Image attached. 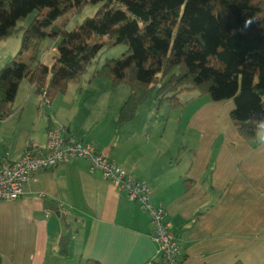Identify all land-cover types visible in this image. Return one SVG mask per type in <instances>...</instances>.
Returning <instances> with one entry per match:
<instances>
[{"label":"crops","instance_id":"0c3cea01","mask_svg":"<svg viewBox=\"0 0 264 264\" xmlns=\"http://www.w3.org/2000/svg\"><path fill=\"white\" fill-rule=\"evenodd\" d=\"M9 39L0 41V69L15 56ZM44 42L40 61L51 66L58 41ZM77 84L41 108L42 96L21 81L11 115L0 120V157L16 161L24 148L44 146L48 129L69 128L149 186L150 203L173 227L181 264H264V135L256 144L238 135L231 101L183 92L181 108L151 100L157 108H142L146 102L118 124L120 108H69L67 92ZM152 230L138 203L73 159L33 173L18 200H0V264H161Z\"/></svg>","mask_w":264,"mask_h":264},{"label":"trees","instance_id":"16d2710c","mask_svg":"<svg viewBox=\"0 0 264 264\" xmlns=\"http://www.w3.org/2000/svg\"><path fill=\"white\" fill-rule=\"evenodd\" d=\"M87 5L98 6L94 16L67 30ZM12 36H20V47L0 69V118L11 115L21 81L50 102L78 83L99 53L125 46L92 72L111 87L128 85L118 124L148 100L174 110L183 106L181 93L196 92L231 101L238 135L256 144L261 128L249 116L264 113V0H0V41ZM45 40L58 41L51 66L40 61Z\"/></svg>","mask_w":264,"mask_h":264},{"label":"built area","instance_id":"2783aa9c","mask_svg":"<svg viewBox=\"0 0 264 264\" xmlns=\"http://www.w3.org/2000/svg\"><path fill=\"white\" fill-rule=\"evenodd\" d=\"M41 96L44 105H48L44 90L41 91ZM73 159L85 160L90 173L98 172L103 180L124 193L130 202L138 203L150 216L152 239L157 246L161 264H181L180 245L173 234V227L166 219L165 210L150 203L149 186L117 165L107 153L81 140L69 128L48 129L45 145L39 149L24 148L16 161L0 157V200H18L33 173L49 171ZM145 264H156V259H150Z\"/></svg>","mask_w":264,"mask_h":264},{"label":"rangeland","instance_id":"374dc122","mask_svg":"<svg viewBox=\"0 0 264 264\" xmlns=\"http://www.w3.org/2000/svg\"><path fill=\"white\" fill-rule=\"evenodd\" d=\"M98 6L95 5H87L85 6L79 13L73 15L71 20L67 26V30H72L75 26L79 25L85 18H90L94 16L97 11ZM33 18V15H30L25 24L22 23L21 25H27ZM9 41H6L5 44L8 42H12L14 46L6 45L7 53L9 55H16L15 53L18 52L16 47L18 46V42H20V36L10 37ZM17 40V41H15ZM53 41L45 40L44 45L51 44ZM11 43V44H12ZM16 50V52H15ZM19 50V48H18ZM126 51L125 46H118L109 51L101 52L96 57L95 63L92 68H90L85 75L92 73V71L102 65L106 60L116 59L120 57ZM28 55H24L22 60L27 62ZM46 63L50 65L51 56H46ZM73 88V87H71ZM74 92L70 91L67 92V96L70 98L69 108H121L122 104L126 101L129 95V87L126 84H119L115 87H111V85L103 79L100 78H93L91 75L89 77H82L77 85H74ZM58 95V94H57ZM56 95V96H57ZM55 96V97H56ZM54 97V98H55ZM53 98V100H54ZM209 101L207 98L204 99ZM148 100L149 102L147 105L148 107L142 108H157V103L155 105L154 101ZM144 102V103H146ZM156 102V101H155ZM144 103L142 105H144ZM202 103V101H201ZM163 104V103H162ZM160 104V105H162ZM140 105L138 108H140ZM44 106V107H43ZM156 106V107H155ZM163 106H159L158 108H162ZM41 108H46L45 105H41ZM167 108V107H163ZM259 135H264V128H261L259 131Z\"/></svg>","mask_w":264,"mask_h":264},{"label":"clouds","instance_id":"9594fccd","mask_svg":"<svg viewBox=\"0 0 264 264\" xmlns=\"http://www.w3.org/2000/svg\"><path fill=\"white\" fill-rule=\"evenodd\" d=\"M249 119L252 120L255 125H258L260 128H264V113L252 112ZM258 143L264 145V137L260 138Z\"/></svg>","mask_w":264,"mask_h":264}]
</instances>
